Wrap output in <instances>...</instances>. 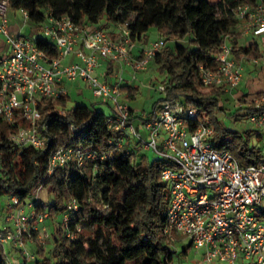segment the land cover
<instances>
[{
    "label": "trees",
    "instance_id": "1",
    "mask_svg": "<svg viewBox=\"0 0 264 264\" xmlns=\"http://www.w3.org/2000/svg\"><path fill=\"white\" fill-rule=\"evenodd\" d=\"M256 1L264 4V0H7L13 12L25 10L28 22L39 31L49 16L63 15L80 26H96L101 21L125 25L135 42L145 41L148 30L154 28L163 40L151 61L164 76L161 84L166 97L161 103L179 100L198 109L200 119L213 128L209 138L213 147L229 152L244 167L259 162L260 148L252 145L251 130L238 133L220 125L216 112L223 110L222 97L229 99L228 93L223 87L204 86L200 66L214 68L227 41L233 43L236 60L262 56L259 44L242 42L233 14L237 5ZM35 44L49 58L57 56L55 47L42 36ZM121 90L133 99L138 88L126 84ZM263 94L257 93L256 98ZM255 99L248 101V114L264 110V105L260 110L254 107ZM68 100V96L44 100L39 107L50 141L47 150V144L40 151L16 147L7 138L15 126L0 120V199L16 196L20 203L32 201L35 213L46 212L50 218L62 216L72 200L78 205L67 230L59 222L51 233V252L37 244L33 260L21 252V259L15 260L1 251L0 264H139L137 260L174 264V255L186 254V250L174 252L164 236L169 192L160 172L165 162L150 160L127 144L117 149L110 142L120 135L107 129V115L94 105L70 108ZM160 105L148 119L155 117ZM61 147L82 151L84 162L82 166L71 162L48 173L50 155ZM39 187L52 194L48 204L34 199ZM68 232L74 238H68ZM24 242L28 247L27 237Z\"/></svg>",
    "mask_w": 264,
    "mask_h": 264
},
{
    "label": "built area",
    "instance_id": "2",
    "mask_svg": "<svg viewBox=\"0 0 264 264\" xmlns=\"http://www.w3.org/2000/svg\"><path fill=\"white\" fill-rule=\"evenodd\" d=\"M8 8L7 0L0 1V36L7 45L0 53V120L15 126L7 134L8 140L18 148L44 150L48 138L39 108L42 101L68 96V85L83 81L93 97L111 104L106 126L120 137L110 143L122 148L128 132L136 137L139 149L151 151L165 162L160 177L169 192L164 236L170 248L177 252L182 237L203 252L207 264H264V145L256 165L241 166L229 152L213 147L209 141L213 128L200 119V111L179 100H166L153 119L143 118L144 136L131 124L133 112L125 103L127 94L121 90V85L128 84L122 78L124 67L133 72L145 70L163 40L158 38L142 50L140 59L134 60L131 54L135 41L127 26H118L117 32L110 34L99 26L77 25L67 15L49 16L40 29L42 37L57 50V56L49 58L35 40L9 31ZM19 12L28 21V13ZM233 14L241 39L253 35L264 44L262 2L239 4ZM232 44L227 41L221 46L214 68L200 66L204 86L223 87L230 93L241 83L243 65L234 58ZM250 61L264 70V51L260 58ZM103 63L108 66L101 70ZM114 66L117 72L111 82L107 78ZM158 90L165 98L164 85L160 84ZM253 103L260 110L264 94ZM249 122L264 130V110L249 114ZM84 157L78 149L57 148L50 155L48 173L71 162L82 166ZM6 200L7 226L0 231V253L9 245L33 260L24 238L33 240V232H39V225L49 216L35 213L32 201L20 203L16 196ZM26 208L30 210L27 213ZM77 209L75 200L68 203L60 222L64 230ZM74 236L67 233L68 238Z\"/></svg>",
    "mask_w": 264,
    "mask_h": 264
},
{
    "label": "rangeland",
    "instance_id": "3",
    "mask_svg": "<svg viewBox=\"0 0 264 264\" xmlns=\"http://www.w3.org/2000/svg\"><path fill=\"white\" fill-rule=\"evenodd\" d=\"M215 2L216 0H212ZM17 16L21 17V13L17 11ZM22 18V17H21ZM104 31L107 33H111L113 31L114 26L110 24H106L105 21H101L100 25ZM39 36H42L41 31L37 32ZM25 35V32L23 33ZM158 39V34L154 28L148 30L146 34L145 41H141L142 45L148 47L150 44L155 42ZM242 40V39H241ZM256 42L259 44L262 51H264V44L261 42L260 37H256L253 35H248L244 38L243 43ZM117 67L114 66L113 73H111L107 80L114 81L113 75L116 74ZM134 76V79H133ZM122 78L124 80L130 81L132 87H137V93L133 99H125V103L132 110L133 116L131 124L134 129L140 130L142 133V118L148 116L153 112V109L156 105H160L161 100L164 98V94L158 90V86L161 84L164 76L159 74L156 70V67L152 62L146 66L145 70L133 72L128 67H124V71L122 74ZM250 78L245 77L243 83L236 89L234 92V97L230 95V99H227L226 96L222 97V103L224 104L222 111L216 112V118L219 121L220 125L228 130L235 131L238 133H244L247 130L252 131L251 135V143L252 145L261 148L264 143V130L260 129L262 136L260 140H256L255 129L256 126L249 122V114L247 107L249 106L248 101H251L256 98V95L252 94L250 97H247L246 100L243 96L245 94L253 91L251 86ZM261 88V86H259ZM68 107H73L76 104H82L88 107H92L93 105L101 112H104L106 115L111 113V104L109 102H105L99 98H95L92 96L91 91L87 88L86 84L83 81H77L76 83L68 85ZM142 136L144 134L142 133ZM125 143H129L132 148H136L139 150V153L144 154L150 160L158 158L151 151H144L139 149L137 145L136 137L132 136L128 132L125 133ZM256 140V141H255ZM34 196L38 197V201L44 204H48L52 200V194L49 193L48 190H40L37 193H34ZM261 208L264 209V199L261 203ZM4 203L0 200V231L3 230L7 223H5V218L7 216V212L3 209ZM264 217V216H263ZM50 218V217H49ZM48 218V219H49ZM59 222L62 220L61 215H57L55 217ZM49 221V220H48ZM47 222V221H46ZM45 222V224H46ZM44 224V225H45ZM42 225V224H41ZM41 225H39V232H37V236L30 241V238H27L32 245V253H35L37 249V244L44 248L45 252H51L52 245L51 240L49 239L52 229L48 230L47 226H45V230L41 229ZM55 224V228H56ZM179 243L177 244V253L181 252L183 249L186 250V254L174 255L173 263L174 264H207L203 261V252L201 250H196L190 244L188 239H184L179 237ZM5 252L8 257L11 259H16L20 256V251L11 248L9 245H5ZM142 260H137V263H141ZM212 264H220V263H212Z\"/></svg>",
    "mask_w": 264,
    "mask_h": 264
},
{
    "label": "crops",
    "instance_id": "4",
    "mask_svg": "<svg viewBox=\"0 0 264 264\" xmlns=\"http://www.w3.org/2000/svg\"><path fill=\"white\" fill-rule=\"evenodd\" d=\"M0 1H4V0H0ZM16 13L17 12H13L9 8L6 10V19H7V22H8L7 24H8L9 31L12 34H14V35L20 34V35H22V36H24V37H26V38H28L30 40H35L39 36L37 34V32H39L37 27L31 25L28 21L25 22L23 20V18H21L22 15H21V17H19V16H17ZM98 25H100V24H98ZM98 25H96V26H98ZM99 27H101V26H99ZM117 29H118V27L114 26L113 31L110 34H115L117 32ZM24 32H25V35H23ZM243 40H244V38L242 39V42H243ZM261 42H262V40H261ZM144 48H145V46L142 45V42H135V45H134V48H133L132 54H131L132 58L134 60L135 59H139V56L141 55V52H142V50ZM6 49H7V45L5 43V40H4V38L2 36H0V53L5 51ZM261 52H263V51L261 50ZM240 60L242 61V65H243L242 81L231 92H234L236 89L239 88V86L243 83L245 77L250 78V82L252 84L251 86L253 88V91H251L250 93L245 94L243 96L245 99L247 97H250L252 94L256 95L259 92H264V70L262 68H260V66H254L252 64V62L250 60L246 59V58H241ZM107 66L108 65L106 63H103V66H102L101 70H104L105 68H107ZM130 83L131 82L128 81V85L132 86ZM124 85H126V84H124ZM259 86H261V88ZM231 92H230V95H232L234 97V93H231ZM230 95H229V99L231 98ZM246 100H248V99H246ZM256 128L257 129H255L254 131L260 133V136L258 138H256V140H260V137L262 136V133L260 132V128H258V127H256ZM127 144H128L129 147H131L128 142H127ZM263 145H264V143H263ZM0 200L4 203L3 208H5V205L7 203L6 198H1ZM29 211H30L29 209H27V208L25 209L26 213L29 212ZM46 221H45L46 224L44 222L40 226L41 229L45 230V226H47L48 230L52 229V232H53L54 229H55V224H56V226L58 224L57 219L56 218H49ZM28 248H29L30 251H32V245L29 244V243H28ZM15 260H19V257H17Z\"/></svg>",
    "mask_w": 264,
    "mask_h": 264
},
{
    "label": "water",
    "instance_id": "5",
    "mask_svg": "<svg viewBox=\"0 0 264 264\" xmlns=\"http://www.w3.org/2000/svg\"><path fill=\"white\" fill-rule=\"evenodd\" d=\"M49 144H50V141L48 140L46 150L48 149Z\"/></svg>",
    "mask_w": 264,
    "mask_h": 264
}]
</instances>
